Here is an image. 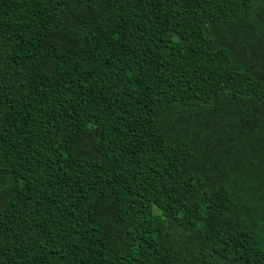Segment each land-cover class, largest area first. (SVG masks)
I'll list each match as a JSON object with an SVG mask.
<instances>
[{"label": "trees", "instance_id": "16d2710c", "mask_svg": "<svg viewBox=\"0 0 264 264\" xmlns=\"http://www.w3.org/2000/svg\"><path fill=\"white\" fill-rule=\"evenodd\" d=\"M0 264H264V0H0Z\"/></svg>", "mask_w": 264, "mask_h": 264}]
</instances>
